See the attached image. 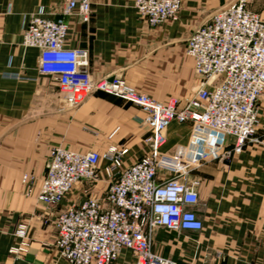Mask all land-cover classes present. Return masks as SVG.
<instances>
[{"label":"crops","instance_id":"0c3cea01","mask_svg":"<svg viewBox=\"0 0 264 264\" xmlns=\"http://www.w3.org/2000/svg\"><path fill=\"white\" fill-rule=\"evenodd\" d=\"M233 1L182 0L176 19L150 26L134 0H91L89 22L77 13L64 14L67 0H0V264H68L56 248L59 213L88 190L102 197L111 182L102 159L99 181L91 187L79 182L61 203L45 204L37 195L52 147L104 152L124 145V166L149 149L144 142L148 128L139 121L142 112L128 99L94 90L77 107L64 103L58 80L39 71L40 50L22 44L30 16L41 12L66 20L65 45L88 50L95 80L122 77L157 100L177 97L184 103L200 83L187 40L211 13ZM247 6L264 18V0H247ZM259 110L257 135L264 140V95ZM191 128L190 121H173L163 150L186 143ZM25 172L35 177L32 194L22 183ZM193 175L200 181L196 210L203 228H157L153 249L183 264H264V144L248 142L232 159L206 161ZM19 220L28 223L29 246L13 253ZM124 258L133 259L129 250Z\"/></svg>","mask_w":264,"mask_h":264},{"label":"built area","instance_id":"2783aa9c","mask_svg":"<svg viewBox=\"0 0 264 264\" xmlns=\"http://www.w3.org/2000/svg\"><path fill=\"white\" fill-rule=\"evenodd\" d=\"M182 0H134V7L150 26L176 19ZM79 14L89 22L91 0H67L64 14ZM69 23L33 13L22 31V44L40 50L39 71L54 76L63 101L69 107L82 104L94 91L120 95L142 115L148 128L144 142L148 152L124 166L128 147L110 146L106 151L51 148L38 199L57 205L79 182L101 179L99 164L111 182L102 197L89 195L67 205L58 215L56 248L68 264H183L153 249L154 231L201 230L203 220L193 175L206 161L232 159L248 142L263 143L257 135L259 101L264 95V18L235 0L213 13L192 31L186 52L192 57L200 83L184 103L176 97L160 101L140 92L123 78L95 80L89 69L88 50L67 47ZM19 77V75H15ZM177 121L192 123L186 143L163 150L167 129ZM233 138V142L229 139ZM35 177L24 173L22 182L31 193ZM29 226L15 224L19 243L11 252L26 251ZM129 250L133 259H123ZM122 259L120 262L119 260Z\"/></svg>","mask_w":264,"mask_h":264},{"label":"rangeland","instance_id":"374dc122","mask_svg":"<svg viewBox=\"0 0 264 264\" xmlns=\"http://www.w3.org/2000/svg\"><path fill=\"white\" fill-rule=\"evenodd\" d=\"M122 78V77H121ZM124 79V78H123ZM125 80V79H124ZM126 81V80H125ZM127 82V81H126ZM177 98V97H176ZM68 106V105H67ZM69 107V106H68ZM260 111V110H259ZM25 173H28V172H25ZM24 174V173H23ZM31 174V173H30ZM23 176V175H22ZM23 183V182H22ZM88 185H90V187L94 184V182H89V183H87ZM87 189H89V188H87ZM26 190H27V194H32V192L30 193L29 191H28V188H27V186H26ZM83 198L82 199H80V201H82L83 199H85V198H87L89 195H94V193L92 192V190H91V192H90V190H88V193H86L85 194V192L83 193Z\"/></svg>","mask_w":264,"mask_h":264},{"label":"water","instance_id":"95a60500","mask_svg":"<svg viewBox=\"0 0 264 264\" xmlns=\"http://www.w3.org/2000/svg\"><path fill=\"white\" fill-rule=\"evenodd\" d=\"M114 77H111L109 80H112Z\"/></svg>","mask_w":264,"mask_h":264}]
</instances>
